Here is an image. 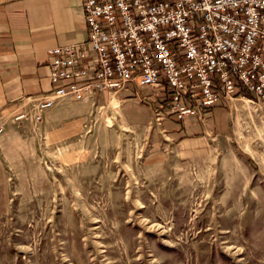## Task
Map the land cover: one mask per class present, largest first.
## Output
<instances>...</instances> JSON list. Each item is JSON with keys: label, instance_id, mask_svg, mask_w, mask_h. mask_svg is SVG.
I'll return each instance as SVG.
<instances>
[{"label": "rangeland", "instance_id": "rangeland-1", "mask_svg": "<svg viewBox=\"0 0 264 264\" xmlns=\"http://www.w3.org/2000/svg\"><path fill=\"white\" fill-rule=\"evenodd\" d=\"M146 95L0 117V264H264V107L157 125Z\"/></svg>", "mask_w": 264, "mask_h": 264}, {"label": "built area", "instance_id": "built-area-1", "mask_svg": "<svg viewBox=\"0 0 264 264\" xmlns=\"http://www.w3.org/2000/svg\"><path fill=\"white\" fill-rule=\"evenodd\" d=\"M84 43L59 46L51 89L16 113L40 124L61 101L116 97L131 85L181 122L246 101L264 107V0H84Z\"/></svg>", "mask_w": 264, "mask_h": 264}, {"label": "crops", "instance_id": "crops-1", "mask_svg": "<svg viewBox=\"0 0 264 264\" xmlns=\"http://www.w3.org/2000/svg\"><path fill=\"white\" fill-rule=\"evenodd\" d=\"M83 1L0 0V117L51 89L50 49L86 41Z\"/></svg>", "mask_w": 264, "mask_h": 264}, {"label": "trees", "instance_id": "trees-1", "mask_svg": "<svg viewBox=\"0 0 264 264\" xmlns=\"http://www.w3.org/2000/svg\"><path fill=\"white\" fill-rule=\"evenodd\" d=\"M152 107H153L154 110H155L158 106H157V104H152ZM209 110H210V109H207V110H204V109H203V111H202L203 116H204L205 114H207V113L209 112ZM166 120H167V119H166ZM181 130H182V128H181ZM197 135H201V133H199V134H197ZM183 138H184V137H183ZM246 162L250 164L249 159H246Z\"/></svg>", "mask_w": 264, "mask_h": 264}]
</instances>
